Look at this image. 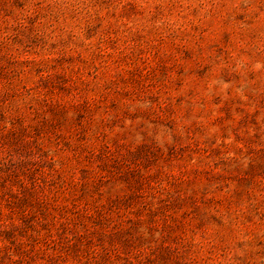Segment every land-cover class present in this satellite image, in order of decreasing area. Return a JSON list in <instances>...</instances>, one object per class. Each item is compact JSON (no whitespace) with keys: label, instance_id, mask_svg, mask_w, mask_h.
<instances>
[{"label":"rangeland","instance_id":"rangeland-1","mask_svg":"<svg viewBox=\"0 0 264 264\" xmlns=\"http://www.w3.org/2000/svg\"><path fill=\"white\" fill-rule=\"evenodd\" d=\"M0 264H264V0H0Z\"/></svg>","mask_w":264,"mask_h":264}]
</instances>
